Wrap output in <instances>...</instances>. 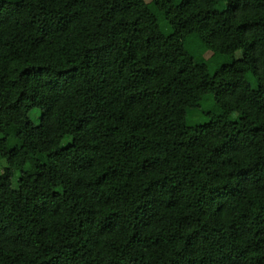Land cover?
<instances>
[{
    "label": "trees",
    "instance_id": "trees-1",
    "mask_svg": "<svg viewBox=\"0 0 264 264\" xmlns=\"http://www.w3.org/2000/svg\"><path fill=\"white\" fill-rule=\"evenodd\" d=\"M0 159V264H264V0H0Z\"/></svg>",
    "mask_w": 264,
    "mask_h": 264
},
{
    "label": "rangeland",
    "instance_id": "rangeland-1",
    "mask_svg": "<svg viewBox=\"0 0 264 264\" xmlns=\"http://www.w3.org/2000/svg\"><path fill=\"white\" fill-rule=\"evenodd\" d=\"M40 114H41V111L40 109H34L31 113H30V119L32 120V122L35 124V125H38L39 122H40ZM6 166V161L5 160H1L0 159V171H2L4 169V167ZM17 176L14 177L13 179V186L15 187L18 183V179L21 175L20 172H17L16 174Z\"/></svg>",
    "mask_w": 264,
    "mask_h": 264
}]
</instances>
